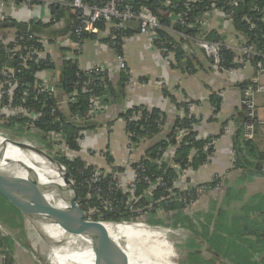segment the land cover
<instances>
[{"label":"trees","instance_id":"obj_1","mask_svg":"<svg viewBox=\"0 0 264 264\" xmlns=\"http://www.w3.org/2000/svg\"><path fill=\"white\" fill-rule=\"evenodd\" d=\"M90 3L97 5L103 4L106 0H87ZM123 0V5H129L134 10L144 6L148 12L154 14L163 28L155 31L157 38L154 43L160 48L173 52V58L178 61L184 57V53L178 48V45L172 40V38L163 31L165 27H170V13L182 12L183 20L187 24H192L191 27L187 25H181L179 23H173L172 28L177 31L183 32L191 36H200L206 40H215L222 38V35L218 33V27H210L209 29H202L197 23V19L202 17V12L211 8L228 9L226 7L227 0H194V2H188V0ZM19 2V1H17ZM264 0H241L239 4L233 8V24L235 28L241 31L245 36L248 44L253 45L257 51H264ZM40 4V3H38ZM51 12L55 17V20H48V22H30L28 30H16L15 38H17L22 46L35 45L40 47L41 42L37 39L36 31H40L41 34L47 37L53 33L56 35H63L70 31L69 24L62 29L55 27V23L60 20L63 11H68L57 3H53L50 6ZM225 7V8H224ZM246 14L249 21L253 23V28H250V24L240 20L241 15ZM71 20L74 16H70ZM222 20V18H220ZM74 22V21H72ZM75 24V22H74ZM74 24L72 27H74ZM55 27V28H54ZM96 27L100 31L111 32L112 27L109 28V24H104L100 21L96 24ZM132 26L123 27L119 29V35L116 46L117 52L122 54V42L131 31ZM107 33V32H106ZM72 35L76 38H85L93 34L90 32H83L81 35H77V31L72 29ZM49 42L51 39L48 38ZM106 42L109 43V38L106 35ZM9 41L0 40V70L2 68L10 69L15 68L19 70L18 76L22 82H29L28 84L33 86L39 82L36 80L35 74L45 69H55L56 64L53 61L50 54H46L40 59H27L24 64H21L18 54H9L6 52L5 47ZM47 42V41H45ZM222 65L223 67L235 66L232 63L233 53L225 48L221 51ZM260 56L250 57L251 65L257 60H260ZM211 67V60L207 58ZM262 60V59H261ZM60 74L58 82L60 87L54 90L53 95L47 93L36 94L34 91L30 92L25 97V105L29 109L35 110L39 113V116L34 120L33 124L28 125L30 120L27 115L12 116L5 119L0 118V130L5 133H9L17 138H27L40 148H43L49 154H52L56 159L63 163L70 173V178L75 181L77 187L79 200L81 203L90 202L93 203L94 196L90 195L85 197V185L83 181L90 176L92 165L99 163L87 159V156H91L84 153H77L80 148L79 143H86V139L79 135L80 132L84 135L87 130L95 129L94 119H88L79 124L77 121L72 120V116L84 117L86 115L88 97L90 93L96 94L100 97L101 101H106L108 96H114L116 93L114 84L110 82L106 74H93L86 76L83 72H79L75 62L70 60H62L60 65ZM254 71V70H253ZM255 72V71H254ZM221 73V72H219ZM222 74V73H221ZM106 76V77H105ZM93 78L94 83L90 85L91 92H84L81 87L76 92L75 102H63L68 98V94L73 89V84L77 80H88ZM119 85L123 86L126 80V74L122 73L119 76ZM228 82V81H227ZM230 83V82H228ZM247 81H237L231 87H236L242 91L248 84ZM118 85V84H117ZM60 90V91H56ZM19 89L14 94V102H17L20 97ZM214 111L219 109L220 98L216 94L211 96ZM140 112V117L137 120L128 121V117ZM125 122L124 131L125 134L132 133L133 136H125L129 141L128 149L132 152L135 148H142L140 151V158L134 162H131L133 168H138V172L141 175H147L152 181L149 192H145L149 185L144 182H139L135 191L136 195L141 194L143 196L133 207L126 204L128 192L124 193L122 190H118L114 193L113 197L118 201L117 205L111 210H100L104 219L108 220H142L148 225H159L169 228L185 227L189 228L193 233L197 234L194 225L196 222L201 223L199 218L193 213L194 205L199 200L208 194H215L222 192L225 180L219 174H214L206 181L209 185L204 189L193 201L185 202L183 199H178V196L183 194L178 187H175L173 182L177 178L178 173L174 168L175 165L189 167V174L192 170L197 169L199 166L205 164L211 158L214 151L213 140L217 136L208 137L206 139L198 138L196 130L193 126L196 123L194 117H176L170 125H166L165 116L157 108H147L146 106L139 105L133 106L120 114ZM236 124V129L232 135V155L231 167L235 170H241L248 175H242L243 178H251L252 174H264L263 170V151L259 150L252 141L253 137H246L243 134V123L246 120L245 110L237 108L232 118ZM31 128L33 130H31ZM261 126L257 124L254 129V135L257 133ZM31 130V131H30ZM61 131L64 134V140L70 148V151L75 152V157L67 158L66 155H59L53 152V146L50 142V135L53 132ZM182 132L183 135L177 138V135ZM86 137V136H85ZM125 139V140H126ZM131 141L133 145H131ZM126 143V142H125ZM88 144V143H87ZM170 154V158L167 153ZM85 155L87 158H85ZM100 155L106 159V165L102 167L114 168L112 157L108 154L107 149L100 150ZM95 156V155H94ZM98 156V155H97ZM234 157V158H233ZM127 160V159H126ZM129 161V160H127ZM122 170V167H119ZM108 179V177H107ZM187 181L199 182L193 180L189 175ZM215 186L217 188H215ZM105 191V184L102 186ZM223 191V192H224ZM145 192V194H143ZM149 194V199L146 195ZM193 194V192L191 193ZM225 202L230 198L225 193ZM3 198V196L0 194ZM189 195L187 198H190ZM192 198V197H191ZM123 200L120 204L119 201ZM13 208L19 212L17 208ZM135 209H140V213L135 212ZM20 213V212H19ZM223 212L217 214L218 220L215 222V228L213 231L206 230L205 225H201L204 239L213 250L223 255L232 264H264V255L257 260L255 255L257 252L264 251V216L261 220L251 218L247 216H235L233 218V227L231 232L224 230L220 221L223 219ZM218 224H220L218 226ZM244 227V232L241 228ZM209 237H206L208 236ZM198 235V234H197ZM249 235V236H246ZM231 238H233L231 240ZM2 264H11V258L6 255ZM190 264H201L193 256L190 257ZM203 264H213L212 262H205Z\"/></svg>","mask_w":264,"mask_h":264},{"label":"crops","instance_id":"obj_2","mask_svg":"<svg viewBox=\"0 0 264 264\" xmlns=\"http://www.w3.org/2000/svg\"><path fill=\"white\" fill-rule=\"evenodd\" d=\"M141 7L147 10L146 7ZM50 8L49 5L41 3L29 7L21 2H8L0 7V22L8 19L15 23L26 24L28 30L30 22H48ZM70 16L73 14L65 10L60 20L54 24L58 29L69 24L70 31L66 34L53 33L47 37L40 31L35 32L37 39L45 43L47 53L56 64L55 69L39 71L35 77L39 83L48 84L54 89L59 88V69L62 60L66 57L75 62L81 70H89L95 66L107 68L105 74L113 85L116 84L114 85L116 94L108 96L106 101L102 102L99 114L94 118L96 128L85 132L86 143L98 151V156L91 155L87 158L85 155V158L99 163L102 167L107 166V161L100 155V150L107 149L114 165H120L126 159L134 162L140 158L142 148H135L131 152L126 147L125 122L120 116L122 112L133 106L157 108L165 116L166 125H170L176 117H194L196 120L194 128L198 138L217 137L213 140L214 151L209 161L192 170L189 176L201 182L214 174H219L225 180L223 187L225 191L205 195L194 205L193 213L201 221L194 224L198 235L189 228L171 227L177 234L174 233L169 240L174 244L175 254L180 256L182 264H190L191 256L201 264L209 261L213 264H232L209 246L204 239L205 236H202L201 225H205L206 230L213 231L218 220L217 214L223 212L220 224L223 225L224 230L231 232L235 216L250 215L256 220H261L264 216V174H252L251 178L242 179V175L249 176V174L232 169L230 163L233 154L232 135L237 128L232 118L235 110L240 108V89L231 87L232 85L221 73L211 69L207 57L200 48L186 41L179 34L180 31L170 27L163 31L185 54L183 58L176 61L173 52L155 45L152 33L141 34L132 27V31L123 38L122 42L121 55L126 69L116 70V53L105 40L107 31L90 32L93 35L80 38L79 42H76L72 35L74 19L71 20ZM210 21V27H218L222 23L218 13L211 14ZM16 30L22 29L0 28V40L10 41L15 37ZM225 37L231 43L236 41V37L230 33ZM158 49H162V53ZM122 73L126 74L123 86L119 85L118 80ZM253 76L255 72L250 68L243 72L244 81L249 82ZM128 77L137 80L136 83H130ZM258 80L263 82V77L259 76ZM213 94L220 98V106L216 111L211 100ZM254 105L257 118L264 121V92L255 94ZM252 141L264 154L262 127L258 129ZM125 175L130 176L128 172ZM226 192L230 198L225 202ZM28 226L30 225L22 214L0 196V264L3 263L6 255L11 258V264H44L32 249L25 248L22 241L25 236L32 237ZM243 229L244 227L241 228L242 232ZM263 255L264 251L257 252L255 258L259 260Z\"/></svg>","mask_w":264,"mask_h":264},{"label":"built area","instance_id":"obj_3","mask_svg":"<svg viewBox=\"0 0 264 264\" xmlns=\"http://www.w3.org/2000/svg\"><path fill=\"white\" fill-rule=\"evenodd\" d=\"M21 2L26 4L29 7H33L36 3H41L44 5H49L53 3H57L59 6L68 9L74 16V27L73 29L77 31V35H81L83 32H93L98 30L96 24L100 21L104 22V24H109V28L112 27L113 30L109 32L107 31V36L109 38V46L116 53V70H125L126 64L123 59V56L117 52L116 46L119 45L117 42V37L119 35V29L123 27H129L126 25V22L132 21L136 22L137 30L141 34H149L152 33L154 39L157 38L155 31L157 29L163 28L159 23L157 17L148 12L145 8L140 7L136 10L131 8L129 5H123V0H106L103 4L97 5L95 3H90L87 0H0V7L5 4ZM226 1V0H225ZM241 0H227L226 7L228 9H220V8H211L207 11L202 12V17L197 19V23L202 29L206 30L210 28V18L211 14L218 13L220 18H222V23L219 24L218 33L222 35V38L215 40H206L204 38H200V36H191L188 34H184L180 32L179 34L185 38L186 41L193 43L198 48H200L205 56L211 60V69L215 72H221L224 76L225 80L234 84L237 81H242L243 72L250 68L255 71V76L251 77L247 86L241 91V97L239 99L240 108L245 110L246 120L243 123V134L246 137L254 136V129L257 124L262 127L264 131V121H260L255 112L254 105V96L257 93L264 92V51L259 52L253 45L247 43L245 36L241 33L240 30L235 28L233 24V8L236 7ZM166 1L165 3H168ZM188 2H194V0H188ZM264 10V3H263ZM184 13L182 12H171L169 17L171 19L170 28H172L173 23H179L181 25H187L189 27L192 24H187L183 20ZM48 20H55L52 12L49 15ZM240 20L250 24V28H253V23H251L246 16V14L241 15ZM73 22V23H74ZM165 27L164 29H166ZM163 29V30H164ZM230 33L236 37L235 43H231L226 39V34ZM80 38L76 37L75 41L79 42ZM21 42L17 38H12L5 47L6 52L9 54H18V58L21 64H24L27 59H40L43 58L47 53V47L45 43H41L40 47L37 48L34 44L31 46H22ZM225 48L230 50L233 53L232 63L235 66L231 67H223L222 65V56L221 51ZM162 53V49H158ZM260 56V60L254 62L251 65L250 57L252 56ZM65 60H68L66 57ZM83 72L86 76H90L93 74H105L107 73V68L95 66L90 68L89 70H81L78 68L79 72ZM18 68H2L0 70V118L5 119L12 116H19L21 114L29 116L30 119L28 121V125H32L34 120L39 116L33 109H29L25 105V97L30 92L34 91L36 94L54 93V88L45 83H36L33 86L29 85V82H22L21 78L18 76ZM263 77V82L258 80V77ZM128 81L130 83H136L137 80H133L131 77H128ZM94 83L93 78H88V80H77L73 84L72 91L68 94V98L63 101L75 102L76 101V92L79 87L82 88L84 92H91L90 85ZM78 86V88H77ZM19 89L20 97L17 102H14V94ZM102 106V101L99 96L96 94L90 93L88 97L87 110L86 115L84 117L72 116V120L77 121L79 124H84L83 122L88 119H94L95 116L99 114L100 107ZM140 117V112H136L135 114L128 117V121L137 120ZM195 126V123L193 124ZM31 130H33L31 128ZM30 130V131H31ZM0 134H2L0 132ZM82 140L85 138V134L83 135ZM183 135L180 132L177 135V138H180ZM126 136H133L132 133H128ZM24 142H28L34 144L32 141H29L27 138H23ZM50 142L53 146V152L58 153L59 155H66L67 158L75 157V152L70 151L69 146L64 140V134L61 131H56L51 133ZM80 148L77 153H84L88 155H97L98 151L87 143H79ZM35 145V144H34ZM129 141L126 139V146L128 147ZM131 145L133 142L131 141ZM130 146V145H129ZM44 150V149H43ZM46 151V150H45ZM48 153V152H47ZM74 153V154H73ZM169 156L170 154L165 153ZM52 155V154H51ZM234 158V157H233ZM119 167H122V170H119ZM139 166L133 168L131 166L130 161H124L120 165H116L114 168H105L103 169L101 166L96 164L92 165V169L90 172V176L86 178L83 183L85 185V194L90 197V195L94 196L93 203L85 202L81 203L79 200L78 194V203L84 211L85 219L92 222H104L109 224H120V223H132V224H144L147 226L145 222L142 220H108L104 219L100 210H111L114 206L117 205L118 201L115 197H113L114 193L118 190H122V192H128L129 195L126 199V204H129L130 207H133L140 199L143 198L141 194L136 195L135 191L137 189L139 182H144L149 185V188L145 192H149L151 188L152 181L147 175H141L138 172ZM178 176L174 180L173 184L175 187H178L181 192H183L182 196L179 195L178 199H183L185 202H189L190 204L193 201V198H196L204 189L209 187L207 182H193L187 181V176L189 175V167L186 165L182 168L180 165H175ZM129 173L130 176L127 177L125 174ZM108 177V179H107ZM72 180V179H71ZM74 186L75 181L72 180ZM103 184H105V191H103ZM76 187V186H75ZM215 188H217L215 186ZM77 189V187H76ZM78 192V190H77ZM145 192L143 194H145ZM193 192V194H191ZM190 198H187L188 196ZM146 198L149 199V194L146 195ZM120 204L123 203V200L119 201ZM140 209H135V212L140 213ZM153 228L165 229L169 232L175 231L172 228H167L159 225H148Z\"/></svg>","mask_w":264,"mask_h":264},{"label":"water","instance_id":"obj_4","mask_svg":"<svg viewBox=\"0 0 264 264\" xmlns=\"http://www.w3.org/2000/svg\"><path fill=\"white\" fill-rule=\"evenodd\" d=\"M126 25L137 29L136 22ZM16 27L27 30L26 24L11 20L0 22V28ZM11 149L31 160L34 167H27L31 190L21 191L15 167L4 158L6 150ZM34 161V162H33ZM48 167L58 176V194L53 196L40 179L41 168ZM0 194L19 210L26 221L41 235H47L52 229H63L73 237L85 241L86 249L94 256L98 264H125L122 250L105 232L85 219L83 209L78 203V192L67 167L40 147L22 140L0 134ZM26 198L30 203L24 201ZM43 208L42 216L34 212V206ZM148 226V225H147ZM50 227V229H49ZM150 227V226H149Z\"/></svg>","mask_w":264,"mask_h":264},{"label":"bare ground","instance_id":"obj_5","mask_svg":"<svg viewBox=\"0 0 264 264\" xmlns=\"http://www.w3.org/2000/svg\"><path fill=\"white\" fill-rule=\"evenodd\" d=\"M4 158L15 167L21 191L31 190L27 172V167L35 168L31 160L11 149L6 150ZM41 169L43 175L37 169L40 179L47 186L48 192L56 197L59 190L57 174L48 167ZM24 201L30 203L26 198ZM34 212L42 216L44 211L43 208L35 205ZM94 225L119 246L124 254L125 264H178L174 260L175 246L169 240L167 235L169 231L165 229L153 228L140 223L97 222ZM40 236L48 240L49 250L56 264H98L94 261L92 252L86 249L85 241L73 237L63 229H52L49 234Z\"/></svg>","mask_w":264,"mask_h":264},{"label":"rangeland","instance_id":"obj_6","mask_svg":"<svg viewBox=\"0 0 264 264\" xmlns=\"http://www.w3.org/2000/svg\"><path fill=\"white\" fill-rule=\"evenodd\" d=\"M0 132L3 135L7 136V137L24 141L23 138L14 137V136H12L9 133L2 132L1 130H0ZM41 149H43V148H41ZM28 230H29V232L32 233V237L31 236H25V237L22 238L23 239L22 241L25 244V248L26 249H32L37 254V256L39 257L41 263H44V264H56L54 262V259H53L52 255H51V252L49 250V246L50 245H49L48 240H46L45 238H43L42 236H40L41 234H39L38 232H36L31 225L28 226ZM168 233H167L168 237L174 236V233L177 234L175 231H172L169 234ZM174 260H175L176 263L182 264V260L180 259V256L179 255L178 256H175Z\"/></svg>","mask_w":264,"mask_h":264}]
</instances>
